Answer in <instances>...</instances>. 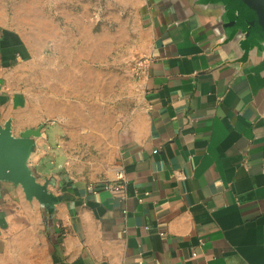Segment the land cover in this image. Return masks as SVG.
Segmentation results:
<instances>
[{"label":"crops","instance_id":"obj_1","mask_svg":"<svg viewBox=\"0 0 264 264\" xmlns=\"http://www.w3.org/2000/svg\"><path fill=\"white\" fill-rule=\"evenodd\" d=\"M5 126L47 193L0 181V264H264V48L216 6L0 0Z\"/></svg>","mask_w":264,"mask_h":264},{"label":"water","instance_id":"obj_2","mask_svg":"<svg viewBox=\"0 0 264 264\" xmlns=\"http://www.w3.org/2000/svg\"><path fill=\"white\" fill-rule=\"evenodd\" d=\"M208 6H216L230 33L240 38L244 47L264 48V0H201ZM40 129H26L19 136H12L9 127H0V181L21 183L26 192L41 198L46 187L34 183L25 166L33 149L32 137H38Z\"/></svg>","mask_w":264,"mask_h":264},{"label":"built area","instance_id":"obj_3","mask_svg":"<svg viewBox=\"0 0 264 264\" xmlns=\"http://www.w3.org/2000/svg\"><path fill=\"white\" fill-rule=\"evenodd\" d=\"M152 63V59L149 56L145 55H138L134 56L128 64L129 72L136 77H143L146 75L148 67ZM125 174L123 170H118L116 172L115 181L114 183L108 186L110 192L121 195L124 191V181H125Z\"/></svg>","mask_w":264,"mask_h":264}]
</instances>
